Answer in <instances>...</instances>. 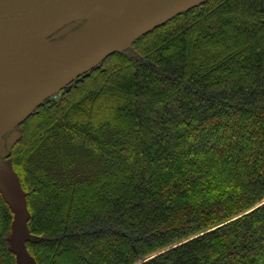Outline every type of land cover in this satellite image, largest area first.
Listing matches in <instances>:
<instances>
[{"label":"trees","instance_id":"obj_1","mask_svg":"<svg viewBox=\"0 0 264 264\" xmlns=\"http://www.w3.org/2000/svg\"><path fill=\"white\" fill-rule=\"evenodd\" d=\"M19 127L36 264L263 263L264 0H204ZM14 219L0 192V264H20Z\"/></svg>","mask_w":264,"mask_h":264},{"label":"water","instance_id":"obj_2","mask_svg":"<svg viewBox=\"0 0 264 264\" xmlns=\"http://www.w3.org/2000/svg\"><path fill=\"white\" fill-rule=\"evenodd\" d=\"M203 1L0 0V192L14 210L11 248L22 264H36L22 233L31 215L3 136L79 75ZM73 21L79 24L45 42Z\"/></svg>","mask_w":264,"mask_h":264},{"label":"rangeland","instance_id":"obj_3","mask_svg":"<svg viewBox=\"0 0 264 264\" xmlns=\"http://www.w3.org/2000/svg\"><path fill=\"white\" fill-rule=\"evenodd\" d=\"M85 22V21H84ZM79 24V21H73V22H71V23H69V24H67L65 27H64V29H60L59 31H57L56 33H54L55 34V36H53V35H51V36H49L47 39H46V41L45 42H48V41H53V40H55L54 38H58V37H61V36H63V34H66V33H68L71 29H73L74 27H76L77 25ZM82 24V23H81ZM48 40V41H47ZM60 92V90L59 91H57V92H55V93H59ZM23 123V122H22ZM20 125H18L14 130L15 131H17V132H19L21 135H22V128L21 127H19ZM256 127H257V125H255ZM252 127L253 128H255L254 127V125H253V123H252ZM14 130H10L9 132H7V136H3V137H5L4 139H5V147H7L8 145H10V144H12V143H14L15 142V138L13 137V136H9L10 135V133L12 134V131H14ZM200 144V148L201 147H205V148H210V149H212V150H218L219 149V144L218 143H216V142H213V141H202V142H200L199 143ZM5 150H7V148H5ZM13 168V167H12ZM13 170H14V172L16 173V175L18 174V176H19V178H20V175H19V173L13 168ZM17 176V177H18ZM21 184L22 183H20V186H21ZM21 188H22V186H21ZM22 191H23V193H25V191H24V189L22 188ZM29 208V207H28ZM26 226H25V228H24V230L22 231V233H23V235H24V237H25V232H26ZM12 233H13V231H12ZM11 238H12V234H11V237H10V243H11ZM12 246V245H11ZM26 249V248H25ZM27 251V250H26ZM156 254V253H155ZM154 255V254H153ZM19 263L20 264H22V262L21 261H19ZM262 264H264V260H263V263Z\"/></svg>","mask_w":264,"mask_h":264},{"label":"bare ground","instance_id":"obj_4","mask_svg":"<svg viewBox=\"0 0 264 264\" xmlns=\"http://www.w3.org/2000/svg\"><path fill=\"white\" fill-rule=\"evenodd\" d=\"M263 201H264V200H263ZM263 201H261L260 203H262ZM260 203H258V204H257L256 206H254L252 209H254V208H256V207H259L258 205H259ZM263 204H264V203H263ZM263 204H261V205H263ZM261 205H260V206H261ZM252 209H251V210H252Z\"/></svg>","mask_w":264,"mask_h":264}]
</instances>
